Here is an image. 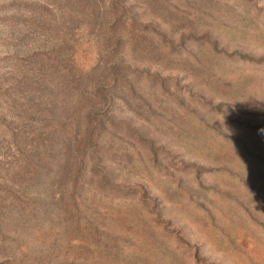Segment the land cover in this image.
<instances>
[{"label":"rangeland","instance_id":"374dc122","mask_svg":"<svg viewBox=\"0 0 264 264\" xmlns=\"http://www.w3.org/2000/svg\"><path fill=\"white\" fill-rule=\"evenodd\" d=\"M64 1L0 0V181L8 180L19 156L11 129L35 122L24 124L26 106L17 105L26 69L37 71L64 55L79 71H98L109 58L101 21L118 6L157 50L126 56L138 79L137 96L132 104L117 97L102 103V114H115L117 125L99 139L98 165L114 186L146 188L161 217L139 192L121 196L91 186L104 231L120 239L118 254L82 238L88 231L68 234L51 219L32 243L13 240L14 259L0 254V264H137L131 256L140 264H264V0H95L92 7L79 0L82 9ZM148 73L160 74L165 87L151 88ZM82 98L75 102L85 130L88 103ZM192 165L202 168L203 186ZM182 181L186 192L176 189ZM179 193L188 210L176 203ZM130 197L156 224L153 232L165 234L171 255L141 259L120 203Z\"/></svg>","mask_w":264,"mask_h":264},{"label":"trees","instance_id":"16d2710c","mask_svg":"<svg viewBox=\"0 0 264 264\" xmlns=\"http://www.w3.org/2000/svg\"><path fill=\"white\" fill-rule=\"evenodd\" d=\"M71 1L77 9H82L79 0ZM87 1L91 7L95 4V0ZM69 2L70 0H65L61 4L67 7ZM113 8L116 10H110V19L105 17L107 21H101L104 31H108V35H103L102 39L106 43L109 58L98 71H79L64 55H55L52 65L47 62L48 64L40 65L37 71V68L32 67L25 71L26 84L23 83L18 94L22 96L23 102L17 105L26 106V109L21 110V118L25 117L24 124L32 120L35 122L32 121L34 124L30 129H27L28 125L22 126L21 130L20 126L16 130L11 129L19 156L16 159L17 164L9 167L8 180L4 183L0 181V254L8 256L9 261L14 259L13 250H18V245L13 244V240L22 238L24 242L32 243L42 222L51 219L68 230V234L73 230L77 233L88 231L81 237L92 238L104 244L108 254L111 251L118 254V249H122L120 239L104 231L105 222L99 220L97 209L93 207L94 202L96 203L94 193L88 195L91 186H96L94 192L102 189L106 193L117 192L121 196L136 195L139 192L141 200L149 199L156 211V217H161L156 198L150 197L146 188L138 185L114 186L104 174V168L98 165L103 159L100 145L103 138L99 139L109 126L114 128L117 125L115 114H102L103 105L116 97L132 104L137 96L138 79L135 77L134 65L126 56L130 50H157L152 38L137 31L135 19L131 18V22H126L122 17L126 14L125 10L120 11L118 6ZM94 17L98 19L97 15ZM135 69L139 70L137 67ZM148 74L151 88L155 83L165 87L167 82L160 74ZM79 95L88 103L85 130L81 129L77 117L78 106L75 100ZM15 109L17 111L19 108ZM26 110L28 112L23 116ZM126 155L132 158L131 154ZM88 166L91 168L90 174L86 171ZM192 167L196 182L203 186V181L198 180L202 168L197 165ZM183 187L182 181L176 189L178 192L189 189L186 187L183 190ZM120 203L126 210L129 227L133 229V239L141 247V259L151 260L154 253L171 255L165 234L153 232L156 224L142 210L140 203L133 197ZM176 203L182 211L189 209L180 193L176 196ZM84 208H88L90 213L84 212ZM117 221L118 224L128 225L122 218ZM169 224V221L166 222V231L171 228ZM139 231L142 234H137ZM151 236L154 242L150 241ZM110 242L112 245L108 246ZM41 257L42 253L39 251V259ZM135 259L131 256V262L141 263L139 259Z\"/></svg>","mask_w":264,"mask_h":264}]
</instances>
